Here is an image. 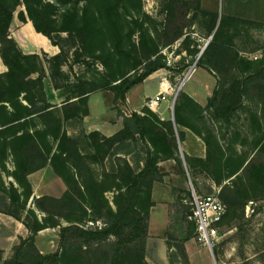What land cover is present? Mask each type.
I'll use <instances>...</instances> for the list:
<instances>
[{
    "label": "rangeland",
    "instance_id": "1",
    "mask_svg": "<svg viewBox=\"0 0 264 264\" xmlns=\"http://www.w3.org/2000/svg\"><path fill=\"white\" fill-rule=\"evenodd\" d=\"M202 1L115 0L120 14L119 32L113 35L103 29L84 48L83 34L60 29L64 26V16L75 10L80 15L88 5L87 1L43 0V3L54 4L49 16L52 22L45 19V27L52 30L53 39L59 45L51 42L58 49L54 54L44 50L33 54H38L43 61L45 93L62 89L67 93L63 100H67L68 86L72 85L77 90L76 85H84L99 74L105 75L114 84L119 83L117 80L122 76L133 79L151 54L152 58L158 57L164 62L170 69L161 68L157 70V75L174 80L168 93L172 106L188 102L186 104L193 111L192 117L208 137L215 155L210 162L193 163L194 168L190 172L184 171L186 189L176 192L168 230L172 264H215L214 258L219 264H264V182L258 183L256 179L260 170L264 172V146L259 150L263 144L260 138L264 136V119L254 116L264 113V91L262 95H256L257 92L249 90L242 100L237 95L230 97L237 82L264 67V0H208L204 8ZM22 11L27 16L23 4L16 8L14 15L19 18ZM179 33H182L181 36L175 38ZM61 48L66 61L60 67L59 75L52 77L51 73L56 68L48 59L58 54ZM200 67L218 79L203 107L186 101L181 86L190 71L195 75L193 81L200 79L204 70L195 72ZM38 76L34 73L30 77L36 79ZM191 81V78L187 80ZM157 82V77H154L138 91H153ZM56 83L64 87L57 88ZM40 90L39 84L32 90L36 92L37 99L41 97ZM21 98L24 99L22 94L20 101ZM225 100L229 103L221 106V110L234 108L230 115H220L209 106L210 101L219 105ZM5 107L9 106L0 105V123L10 118ZM39 127H45L41 118L30 121L25 128L37 130ZM68 129H71L70 125ZM73 135L76 144L68 146L72 173L81 187L85 185L93 189L96 198L92 200L91 194H79L85 189L79 190L80 185H74L71 195L76 201L55 198L45 202V206L61 225L71 224L64 217L68 214L72 219H79L81 226L97 229L99 225L90 222L100 220L104 223V217H97L99 213H106L109 208L117 210L116 201L120 202L119 196L125 190V186L120 187L122 176L127 182L126 162L135 172H140L145 162L138 161L137 152L146 158L149 149L138 136L111 143L80 131ZM42 136L40 138L44 140L47 152L54 140L50 136ZM218 144L225 152L224 157L217 152ZM28 154L32 167L44 161L45 152H40L33 143ZM185 158L180 159L182 168L187 165ZM214 158L221 162L216 164ZM243 162V166L233 173ZM248 162L252 163L251 168L244 171ZM150 182L149 178L144 179L138 188L137 207L143 212L148 206ZM192 185L198 193L214 194L226 205V216L220 228L221 239L213 254L197 240L195 229L192 230ZM0 206L18 209V204L4 202L1 193ZM84 206L88 207L85 215ZM25 218L33 219L30 211ZM126 235L127 230L121 231L112 235L109 241ZM137 244L142 245L140 242ZM51 245L49 249L56 250L58 242L55 240ZM89 253L92 264H101L98 251L91 250Z\"/></svg>",
    "mask_w": 264,
    "mask_h": 264
},
{
    "label": "trees",
    "instance_id": "2",
    "mask_svg": "<svg viewBox=\"0 0 264 264\" xmlns=\"http://www.w3.org/2000/svg\"><path fill=\"white\" fill-rule=\"evenodd\" d=\"M86 1L88 5L83 9L80 15L78 11L75 10L73 13H69L68 16H64V26L60 29L68 32L78 31L80 35L83 34L84 38L82 39V45L84 48L86 43L89 44L92 37L99 34V32H102L103 29L116 35L120 28V14L117 5L114 2L115 0ZM21 4L25 6L27 16L23 11L20 12V20L26 21L27 18H29L38 32L47 36L54 45H59L53 39L52 30L45 27V19L52 22V19L49 17L50 10L54 6L52 2L43 3V0H0V54L4 63L8 67V71L0 76V103L9 102L16 108V112L8 121L19 120L33 114H39L46 127L41 134L44 136H50L55 142H57V152L51 156L52 163L54 166L55 164H58L55 168L68 184V192H66L59 201L66 200L68 202H74L76 200L73 195H71V190L73 192V186H79L80 183L77 178L74 177V173H72L71 170V164L68 159V146H75L76 142L73 138L67 135L65 130H62L63 120L69 119L74 115L88 113L87 95L91 92L110 90L114 93V100L116 102H126V94L133 86L143 82L148 76L161 68H170L164 62L160 61L158 57L152 58L151 54L145 60L146 63L141 69V72L133 79L122 76L117 80L119 83L114 84L113 81L108 79V77L99 74V77H93L90 81H86L84 85H76L78 86L77 90H75L72 85L68 86L69 93L66 100L68 104L63 105V119L59 107L49 103L46 99L42 84L43 77L45 76L44 66L40 56L38 54L24 53L18 42L10 34V26L14 18V11ZM181 34L182 33L177 34L175 38L181 36ZM65 61L66 57L62 48L58 54L48 59V62L56 68V70L51 73L52 77L59 75L60 67ZM34 73H38L39 75L36 79L30 77ZM37 84L40 85L41 89V97L38 99L35 95L36 92L32 91ZM56 87H64V85L56 83ZM249 90L257 92L256 95L263 94L264 67L255 73H252L241 82H237V84L232 87L230 97H235L237 95V97L242 100ZM22 93H25L24 99L27 100L29 106H24L21 103L19 97ZM75 98L77 101L69 103ZM190 101L194 102L196 106H200L192 99H189V102ZM211 102L212 101H210L209 106L220 115H230L234 109L229 107V109L225 111L221 110V108H223L221 106L229 103L227 100L219 105L212 104ZM118 112L124 116L123 130L112 137L101 136L102 142L116 143L120 139L132 140L138 136L148 146L149 153L147 154V157L144 158L140 152H137L138 161L145 162L144 167L140 172H135L130 164L126 162V170L128 173L126 176L127 182H125L124 176H122V178L120 177L123 181V184L120 183V187L121 185L122 187L125 186V190L119 196L120 202L116 201L117 210L114 211L112 208H109L106 213H99L97 217H104L105 219L103 222L105 225L102 228L97 229L81 226L79 224V219H72L66 214L64 217H66L71 224L61 227L58 250L46 254L41 253L37 249L34 243V235H32L26 239L21 238L20 243L14 247V253L10 258L3 259L2 251H0V264H92L89 253L91 250L99 252L101 264H149L145 258V243L149 227L148 210L152 204L150 188L155 180H163L166 173H162L159 170V156L155 151H152L147 142L146 135L149 136L150 124L146 121V118L137 112L132 113L130 116H125L119 108ZM263 114H260L259 116L254 114V116L258 119H264ZM170 131L172 136L170 143H172L174 140L176 141V137L174 136V130L172 127ZM27 135L32 141L34 140V134ZM88 136L100 137V134L95 132L90 133ZM158 140L159 144H165L162 139ZM206 141L208 144V160L203 164L210 162L213 159V156H215L214 149L210 145L208 137H206ZM261 141H263V144L259 150L264 146V136L260 138V142ZM52 148L53 146H50L47 149V158L50 157ZM217 152L220 154V157H224L225 152L219 144L217 145ZM189 160L190 159L186 156L188 164L191 163ZM214 162L219 164L221 161L214 158ZM243 164L244 162L233 173H236ZM59 165L62 169H59ZM251 165L252 163L248 162L244 167V171L249 170ZM259 172L256 176L257 182L263 183L264 172ZM111 177L115 178L114 176ZM148 178L151 181L148 192V206L146 211L143 212L137 207L138 188L141 181ZM78 188L79 190L80 188L85 189L84 191H80L79 194L85 196L86 194H91L92 196H90V198L93 197L92 200L96 198L91 187L85 185L81 187L80 185ZM29 195L30 192L25 194V200H27ZM19 197L20 195L17 194L12 195V202H15V198L18 199ZM51 200H55V198L42 197L35 200L37 207L47 214L42 222L38 219L34 210H29L30 215L33 218L32 220L25 217L23 218L22 215L13 209L2 207L0 210L14 215L18 219H23L24 223L32 231V234H35L39 230L48 226H56L60 224L58 219L52 217V212L46 209L45 202ZM173 204L171 206H173ZM84 207L85 215L88 212V207ZM192 222V230L195 229L196 233V225L194 221ZM124 230L128 231V235L119 237L114 241H109L112 235H116ZM137 242H140L142 245H138Z\"/></svg>",
    "mask_w": 264,
    "mask_h": 264
},
{
    "label": "crops",
    "instance_id": "3",
    "mask_svg": "<svg viewBox=\"0 0 264 264\" xmlns=\"http://www.w3.org/2000/svg\"><path fill=\"white\" fill-rule=\"evenodd\" d=\"M207 1H202L203 8ZM10 34L26 54L37 53L39 50L54 54L58 50L47 36L35 29L29 18L26 21H21L14 15ZM200 69L204 70V75L200 79L193 81L195 75L191 74L188 79L191 78L192 81L187 82V79L181 86L186 101L192 99L203 107V103L211 96L216 87L218 79L202 67L195 72ZM7 71L8 67L0 54V76ZM154 77L158 79L155 90L148 92L143 89L141 92L138 91V88ZM173 81L172 78L168 80L165 76L157 75L156 71L127 92L126 102H116L114 93L110 90L91 92L87 95L88 113L74 115L69 119L63 117V105L68 104L66 100H63V97L67 93L62 89H58L59 92L45 93L47 101L59 107L61 117L64 119L62 130H65L71 138L78 131L85 135L96 132L100 134V137H112L119 133L124 128V116L119 114L118 108L125 116L137 112L145 117L150 124L149 136L146 135L147 142L152 151H155L159 156V170L166 175L163 180H155L150 188L152 204L148 210L149 227L145 243V258L149 264H172L168 243V230L172 214L171 205L175 202L176 192L186 189L184 171L190 172L194 168L193 163H204L208 160L206 136L192 117L193 111L188 107V102L177 107L172 106L170 98L161 100L153 106L148 103L150 98L159 93H169L174 84ZM24 94L22 93V96ZM73 101H77V99L75 98L69 103ZM21 103L24 106H29L26 100L24 101L22 98ZM0 105L9 106L7 109L5 107L8 117L16 112V108L9 103H0ZM35 119L40 120L39 114L0 123V193L3 194V200L7 204H18V209L15 211L23 218L29 210H34L42 222L47 214L37 207L35 200L42 197L62 198L68 192V184L55 168L58 164L54 166L51 160V156L57 152V142L52 143L53 148L50 157L47 158V152L42 142L44 140L40 138L42 136L41 131L45 127L43 129L39 127L37 130L25 128L30 121ZM69 125L71 129H68ZM171 127L176 137V141L174 140L172 143H170L172 139ZM3 132L6 134H2ZM27 134H34V140L32 141ZM158 139H162L165 144H159ZM31 143L40 152H45L44 161L34 167L31 166L28 154ZM186 156L189 157L191 163L188 164L186 161L187 165L182 168L180 159ZM59 169H62L60 165ZM29 192L30 195L25 200V194ZM14 194L20 195V197L15 198V202H12V195ZM0 209H2L1 206ZM62 226L65 224L48 226L32 234L23 219H18L14 215L0 210V251H2L4 259L10 258L14 253V247L20 243L21 238L26 239L34 235V243L41 253L54 252L59 248V233ZM55 240L58 242L57 249H49Z\"/></svg>",
    "mask_w": 264,
    "mask_h": 264
},
{
    "label": "built area",
    "instance_id": "4",
    "mask_svg": "<svg viewBox=\"0 0 264 264\" xmlns=\"http://www.w3.org/2000/svg\"><path fill=\"white\" fill-rule=\"evenodd\" d=\"M194 67L193 69H195ZM191 74L192 71L186 74V79ZM167 98L168 93L165 94L164 92H162L155 97L150 98L149 104L151 106L157 105L159 101L165 100ZM191 193V219L196 225L197 240L200 241L204 246H206L213 254L214 247L221 239L220 228L226 216V205L214 194L198 193L193 185ZM90 224H98L99 228H102L105 225L100 220H97L96 223L94 221H91ZM214 263L219 264L216 258H214Z\"/></svg>",
    "mask_w": 264,
    "mask_h": 264
},
{
    "label": "water",
    "instance_id": "5",
    "mask_svg": "<svg viewBox=\"0 0 264 264\" xmlns=\"http://www.w3.org/2000/svg\"><path fill=\"white\" fill-rule=\"evenodd\" d=\"M208 44V43H207ZM207 44L203 47V49L201 50V53H200V55L203 53V51L205 50V48H206V46H207ZM185 79H186V77H185ZM184 79V80H185ZM183 83H184V81H183Z\"/></svg>",
    "mask_w": 264,
    "mask_h": 264
}]
</instances>
